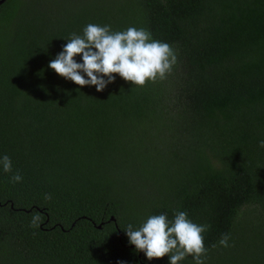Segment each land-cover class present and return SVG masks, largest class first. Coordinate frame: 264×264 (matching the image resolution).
Listing matches in <instances>:
<instances>
[{
    "label": "trees",
    "instance_id": "trees-1",
    "mask_svg": "<svg viewBox=\"0 0 264 264\" xmlns=\"http://www.w3.org/2000/svg\"><path fill=\"white\" fill-rule=\"evenodd\" d=\"M38 2L0 4V158L13 166L0 167V264H169L124 230L176 211L211 226L210 264H264V0ZM89 23L143 27L178 62L144 87H80L48 65ZM35 211L51 229L30 227Z\"/></svg>",
    "mask_w": 264,
    "mask_h": 264
},
{
    "label": "clouds",
    "instance_id": "clouds-1",
    "mask_svg": "<svg viewBox=\"0 0 264 264\" xmlns=\"http://www.w3.org/2000/svg\"><path fill=\"white\" fill-rule=\"evenodd\" d=\"M77 56L82 57V63L74 59ZM177 62V54L171 45L153 39L151 32L143 27L113 31L110 25L89 23L83 28L82 35L71 34L48 67L80 87L95 86L97 92H102L115 81L116 75L138 87L165 79ZM259 147L264 149V139L259 141ZM0 167L5 173L13 172L8 155L0 158ZM22 180L19 171L11 176L13 184ZM44 199L50 201L51 194H45ZM42 221V214L35 211L30 227L38 228ZM210 227L194 223L186 211H176L171 219L167 214L152 215L140 227L134 229L128 224L124 231L129 243L138 252H143L149 261L167 256L169 264H181L191 256L193 264H205L208 248L204 234ZM230 239V234H222L219 246H233L229 244Z\"/></svg>",
    "mask_w": 264,
    "mask_h": 264
},
{
    "label": "rangeland",
    "instance_id": "rangeland-1",
    "mask_svg": "<svg viewBox=\"0 0 264 264\" xmlns=\"http://www.w3.org/2000/svg\"><path fill=\"white\" fill-rule=\"evenodd\" d=\"M64 0H39L38 2V10L39 9H42V8H59V5L61 2H63ZM75 2V4H77L79 0H73ZM84 1V0H82ZM73 4V3H71ZM154 155V153H153ZM155 156V155H154ZM160 161H161V158L158 157L157 155L155 156V159H154V166H152V169L153 171H157L159 172V170L161 169L162 166L158 165L160 164ZM168 163L170 162V159L167 160ZM157 165V166H156ZM191 164H189L190 166ZM165 168H167L169 170V172L171 174H176L177 172V165L176 164H173L169 167H166V166H163ZM135 168H137L132 174V170H134ZM130 169V173L128 175H126V172H125V178L126 180L130 183V184H134V182L139 178V168L137 166L135 167H132V168H128ZM151 169V170H152ZM230 245H234V243H231ZM230 247L226 248V249H229ZM216 253L215 252H212V253H208V256H207V259H206V262L205 264H210L214 261V257H215ZM189 259H192L191 256H189ZM3 264H15L14 260L12 259H5L3 260ZM185 261V260H184Z\"/></svg>",
    "mask_w": 264,
    "mask_h": 264
},
{
    "label": "flooded vegetation",
    "instance_id": "flooded-vegetation-1",
    "mask_svg": "<svg viewBox=\"0 0 264 264\" xmlns=\"http://www.w3.org/2000/svg\"><path fill=\"white\" fill-rule=\"evenodd\" d=\"M47 222V219L45 220V223ZM41 226V225H40ZM42 227V226H41ZM44 230H48V229H51L52 227H49V226H44V227H42Z\"/></svg>",
    "mask_w": 264,
    "mask_h": 264
},
{
    "label": "water",
    "instance_id": "water-1",
    "mask_svg": "<svg viewBox=\"0 0 264 264\" xmlns=\"http://www.w3.org/2000/svg\"><path fill=\"white\" fill-rule=\"evenodd\" d=\"M4 0H0V4L3 2ZM12 206V204H11ZM111 220H113V217H110ZM98 227H100V225H98Z\"/></svg>",
    "mask_w": 264,
    "mask_h": 264
}]
</instances>
